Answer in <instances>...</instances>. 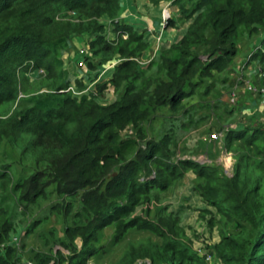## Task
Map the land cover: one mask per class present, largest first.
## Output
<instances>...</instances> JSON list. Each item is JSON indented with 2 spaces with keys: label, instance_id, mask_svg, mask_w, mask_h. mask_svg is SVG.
<instances>
[{
  "label": "trees",
  "instance_id": "obj_1",
  "mask_svg": "<svg viewBox=\"0 0 264 264\" xmlns=\"http://www.w3.org/2000/svg\"><path fill=\"white\" fill-rule=\"evenodd\" d=\"M182 1L150 0L174 6ZM186 1L179 8V20L188 22L186 32L161 46L165 79L136 86L141 65L148 64L139 60L147 55L149 41L120 17L122 0H0V160L9 157L1 155L5 147L20 154L19 162L0 166V264H17L16 248L6 243L22 220L40 211L49 190L80 199L87 215L66 228L69 248L74 238L83 240L81 250L66 256L71 264L95 255L100 230L111 224L118 240L134 228L150 229L162 239L131 244L119 264L137 256L155 264H207L181 228L168 235L133 216L150 201V191L166 189L189 168L206 179L202 197L225 224L216 247L224 264H264V127L228 131V146L243 141L229 178L192 160L176 163L168 153L171 137H164L165 144L150 140L143 146V124L152 112L165 103L177 107L194 78L221 68L236 55L241 35L264 27V0ZM105 18L116 38L107 37ZM179 20L170 19L167 27ZM76 35L88 36L90 47L82 55L83 78L70 73L63 57ZM119 59L109 80L102 77L88 94L77 96L69 89L72 84L84 89L86 80L95 81ZM122 82L118 101H98L97 95ZM130 126L139 138L121 137ZM58 206L52 203L48 212ZM48 212L35 215L26 232L48 219Z\"/></svg>",
  "mask_w": 264,
  "mask_h": 264
},
{
  "label": "rangeland",
  "instance_id": "obj_2",
  "mask_svg": "<svg viewBox=\"0 0 264 264\" xmlns=\"http://www.w3.org/2000/svg\"><path fill=\"white\" fill-rule=\"evenodd\" d=\"M163 4L166 2L162 3L161 11L164 13L167 9L172 18L179 20V8L188 3L183 0L180 6ZM167 25L168 23L166 27ZM172 27L185 33L188 22L180 20L178 25ZM248 34L245 32L238 39L237 53L233 58L222 64L221 68L211 69L210 75L198 76L193 79L192 85L186 86L187 96L177 107L165 103L152 112L151 117L143 124L144 147H148L147 141L165 144L164 137H171L168 153L176 163L188 159L210 166V170H217L222 177L234 175L238 148L243 145V141L233 140L228 146V131L264 127V27L252 35ZM83 41L79 45L72 39L64 55L76 58L82 48L89 54L88 41L86 44ZM162 44L155 41V48L152 45L150 49L153 50L147 51L148 54L139 60L141 64L149 62L141 65V76L135 82L136 86L160 77L165 79V71L160 67L164 48L161 47ZM207 58L204 57L205 60ZM125 84L122 82L118 89L109 87L102 95H97L98 101L103 105L115 103L124 93ZM129 129L121 133L122 138H139L134 127L130 126ZM5 154L9 157L0 160V166L20 161V154L10 147H5L2 151L1 155ZM20 173V170L15 172L17 176ZM205 184L206 179L189 168L181 177L175 176L173 183L166 189L150 191V201L140 204L133 216L159 227L168 235L181 228L189 244L205 258L207 264H224L216 247L221 240L219 231L225 224L216 208L202 197ZM54 202L59 205L58 210L48 212ZM39 210L28 221L22 220L6 243L16 248L19 257L17 264H71L72 259L66 256L75 252V248L77 251L81 250L83 240L81 236L74 238L73 246L69 248L66 245L70 243L66 228L75 227L81 219L87 217L82 202L49 190L48 199L43 201ZM45 212L49 213L48 219L36 225L33 232L27 233V226L34 216ZM149 240L162 241L156 232L146 228H134L124 239L118 240L115 226L111 224L100 230L99 239L94 242V248L98 252L95 255L88 254L82 263L119 264L131 244ZM44 257L45 260L41 262ZM129 264L155 263L149 258L137 256Z\"/></svg>",
  "mask_w": 264,
  "mask_h": 264
},
{
  "label": "crops",
  "instance_id": "obj_3",
  "mask_svg": "<svg viewBox=\"0 0 264 264\" xmlns=\"http://www.w3.org/2000/svg\"><path fill=\"white\" fill-rule=\"evenodd\" d=\"M161 2L159 5H155L150 2V0H122L121 2V11L120 17L127 21L131 26L139 31L140 34L145 35V40L149 41L148 52L152 51L150 49L152 45L155 48V41L157 36L160 34L163 35L162 43L165 45L166 43H171V41H175L180 39L181 34L183 36L184 33L181 30H177L174 27L167 28L163 23V15L161 11L162 7ZM169 2L163 4V6H167ZM170 4V3H169ZM180 21V20H179ZM178 21V22H179ZM178 22L176 25H178ZM183 22V21H182ZM104 23L106 26V33L109 39L116 38V33L114 30V25L110 22L109 19H104ZM77 37V38H75ZM72 39L77 41L79 45H81L82 41L84 44L88 41V36L76 35ZM87 52L84 48L80 50V55L76 58H72L71 55H64L65 65L67 69L70 71L72 75H75L78 78H83L87 75V67L83 62L82 55ZM148 52L146 54H148ZM79 73V74H78ZM113 70H110L105 73L106 77L112 75ZM83 75L81 77V75ZM85 82H88L87 80Z\"/></svg>",
  "mask_w": 264,
  "mask_h": 264
},
{
  "label": "built area",
  "instance_id": "obj_4",
  "mask_svg": "<svg viewBox=\"0 0 264 264\" xmlns=\"http://www.w3.org/2000/svg\"><path fill=\"white\" fill-rule=\"evenodd\" d=\"M170 5V4H169ZM162 15H163V21H164V26H166V24L168 23V21L172 18L171 14H169L168 10H164V13L162 12ZM123 37H127L126 34H122ZM162 37L163 35H159L157 40H158V43H161L162 44ZM160 46V44L158 45ZM122 61V60H118V61H113L111 63H109L104 69H102L99 77L91 82L90 84L88 82H86L85 84H87V87H85L84 89L82 90H78L74 84H72V86H70L69 89L73 90L74 91V94L77 95V96H81V95H84V94H88L90 92V90H94L93 88H95L96 86V83L105 75L106 72L112 70L117 64H119V62ZM149 62V61H148ZM110 76L106 77L105 79L106 80H109ZM112 87V86H111ZM113 88V87H112ZM263 98H264V92H263Z\"/></svg>",
  "mask_w": 264,
  "mask_h": 264
}]
</instances>
